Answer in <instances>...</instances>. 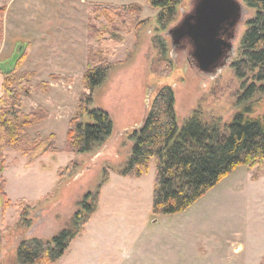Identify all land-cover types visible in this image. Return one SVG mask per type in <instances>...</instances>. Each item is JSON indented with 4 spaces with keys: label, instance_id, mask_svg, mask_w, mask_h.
Returning <instances> with one entry per match:
<instances>
[{
    "label": "rangeland",
    "instance_id": "rangeland-1",
    "mask_svg": "<svg viewBox=\"0 0 264 264\" xmlns=\"http://www.w3.org/2000/svg\"><path fill=\"white\" fill-rule=\"evenodd\" d=\"M237 1L243 13L236 25L234 54L211 72L198 70L183 48L172 49L166 34L191 12L195 0H182L174 21L165 29L155 22L158 10L144 0L124 1L139 2L142 11L136 20H147L139 26L135 21L129 28L123 22L124 13L123 17L106 16L98 10L115 5L107 0H62L61 7L56 6L59 29L52 37L56 53L44 58L43 50L51 47L36 44L38 48L30 53L27 63L30 67L19 71L32 73V90L22 99L26 103L23 111L37 110L45 118L27 129L33 156H21L16 149L4 151L3 189L11 202L25 199L30 226L20 225V209L13 205L3 208L0 195V264H17L16 248L21 239H49L69 226L83 195L96 190L103 169L109 178L100 188L96 210L52 264H264V172L255 175L254 167L240 165L185 210L157 215L151 212L153 160L147 172L138 177L117 172L131 153L130 133L142 123L159 88L173 89L179 126L194 110L204 119H219L223 125L241 108L237 98L242 82L230 63L237 56L240 38L254 10L244 0ZM112 35L122 40L108 55L104 40ZM156 37L166 45L164 62L158 57ZM22 39L13 42L15 51L8 63L16 60ZM88 59L94 64H112L104 82L94 89L90 108L108 112L113 130L91 151L74 153L64 149L67 123L80 95L89 92L82 83ZM32 66L42 77L57 69L58 76L51 77L57 81L55 87L50 89L40 80L32 83L36 73ZM260 98L258 104L264 102V93ZM50 134H55L58 151L40 155ZM71 160L77 168L59 183L58 169Z\"/></svg>",
    "mask_w": 264,
    "mask_h": 264
},
{
    "label": "trees",
    "instance_id": "trees-1",
    "mask_svg": "<svg viewBox=\"0 0 264 264\" xmlns=\"http://www.w3.org/2000/svg\"><path fill=\"white\" fill-rule=\"evenodd\" d=\"M181 2L182 0H145L149 7L158 10L155 22L160 29H165L174 21ZM244 3L254 10V15L247 21L239 41L237 56L230 63L234 75L242 82L237 98L241 108L223 125L219 119H204L199 110H194L179 126L176 122L173 89L163 86L153 98L142 123L130 133V139L133 140L131 153L117 172L125 177H138L147 172L153 160L155 171L151 212L154 215L174 214L185 210L240 165L254 167L255 175L264 172V102L258 104L264 93V0H244ZM98 10L104 11L106 16L123 17L124 13L123 22L128 28L135 21L138 26L147 21L136 20L137 14L142 11V6L137 3L104 5ZM4 11L5 7L0 6V38L3 33ZM121 40V37L114 35L105 39V53L112 55L114 47ZM154 44L159 60L164 62L166 45L158 37L154 39ZM27 50L28 46L23 45L16 60L9 63L6 70H1L0 174L7 159L4 152L6 149H16L21 156H33L34 145L29 142L27 129L39 125L45 118L37 110L27 113L22 109L23 97L29 96L32 90V73L19 72ZM111 67V63L94 64L87 60L82 83L89 92L80 95L75 111L67 123L64 144L66 151L87 153L110 137L113 130L110 115L103 109H91L90 105L94 89L104 82ZM46 140L48 141L40 155L56 153L58 148L55 145V134H50ZM75 168L77 165L72 160L59 168V183L70 176ZM108 178V171L103 169L96 190L83 195L78 203L79 210L73 214L69 226L49 239H21L16 248L17 264H52L59 259L71 240L83 231L96 210L100 188ZM4 181L0 175L3 208L13 205L20 209V225L29 227L25 199L11 202L3 189Z\"/></svg>",
    "mask_w": 264,
    "mask_h": 264
},
{
    "label": "crops",
    "instance_id": "crops-1",
    "mask_svg": "<svg viewBox=\"0 0 264 264\" xmlns=\"http://www.w3.org/2000/svg\"><path fill=\"white\" fill-rule=\"evenodd\" d=\"M107 1L115 5L125 4V0ZM52 2L53 3L48 4L44 0H0V6L5 7L3 16V33L0 38V95L3 81L1 70L7 69V65H9L8 60L14 55L13 53L16 46V43H13L14 41L17 42L21 37L23 38L21 40L23 45L28 46L26 58L21 63L19 71L30 67L27 63L30 59V53L38 48L36 44H39L41 47H51L50 49H42L45 51L44 58L50 57L49 55L51 52L56 53L54 52L56 47L52 37L57 36L58 33L59 27L57 25V19L59 17L56 14L58 11L56 6H59L60 8L62 0H52ZM137 4H139V2H137ZM8 34H10V40H7ZM7 43L10 44L7 45ZM8 49L10 50L9 54L6 52ZM32 68L36 71L34 82L32 83H36L40 80L41 82L43 81L44 83H47L50 86V89L55 87L57 81L51 79V77L58 76L57 74H59V72L57 69H50L47 71L46 75L42 77L39 76L35 67L32 66ZM25 106L26 103L24 100L23 107ZM33 109H35L34 106Z\"/></svg>",
    "mask_w": 264,
    "mask_h": 264
},
{
    "label": "water",
    "instance_id": "water-1",
    "mask_svg": "<svg viewBox=\"0 0 264 264\" xmlns=\"http://www.w3.org/2000/svg\"><path fill=\"white\" fill-rule=\"evenodd\" d=\"M242 13L243 6L237 0H195L192 12L167 29L170 46L175 49L184 37H189L200 71L221 67L224 50L230 46L221 39V34L232 29Z\"/></svg>",
    "mask_w": 264,
    "mask_h": 264
},
{
    "label": "flooded vegetation",
    "instance_id": "flooded-vegetation-1",
    "mask_svg": "<svg viewBox=\"0 0 264 264\" xmlns=\"http://www.w3.org/2000/svg\"><path fill=\"white\" fill-rule=\"evenodd\" d=\"M193 9V8H192ZM191 12H192V10H191ZM190 12V13H191ZM189 14V13H188ZM187 14H185L184 16H183V18L186 16ZM182 18V19H183ZM181 22V21H180ZM179 22V23H180ZM239 22V21H238ZM238 22L236 23V25L238 24ZM236 25L232 28V29H229L228 31H226V32H223L222 34H221V39H223L226 43H229L230 44V46H229V48H226L225 50H224V53H223V59H222V61H220L221 62V64H225L230 58H231V56L234 54V47H233V40H234V38H235V31H236ZM178 47H181V48H183V50H185L186 51V53H187V58H188V60L189 61H191L193 64H194V66L197 68V62H196V57H195V50H194V46H193V43H192V41H191V39L189 38V37H184L181 41H180V43H179V45H178ZM222 65V66H223ZM220 66H217V67H215L214 69H218ZM198 69V68H197ZM214 69H212L211 71H213ZM199 70V69H198ZM210 71V72H211Z\"/></svg>",
    "mask_w": 264,
    "mask_h": 264
}]
</instances>
